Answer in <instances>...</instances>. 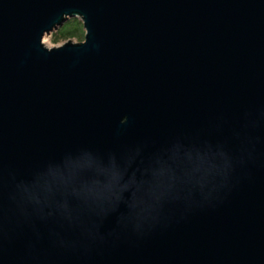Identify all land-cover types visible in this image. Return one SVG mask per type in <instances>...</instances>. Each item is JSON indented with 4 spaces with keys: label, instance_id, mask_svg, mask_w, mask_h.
I'll return each mask as SVG.
<instances>
[{
    "label": "water",
    "instance_id": "water-1",
    "mask_svg": "<svg viewBox=\"0 0 264 264\" xmlns=\"http://www.w3.org/2000/svg\"><path fill=\"white\" fill-rule=\"evenodd\" d=\"M0 264H264V0H0Z\"/></svg>",
    "mask_w": 264,
    "mask_h": 264
},
{
    "label": "trees",
    "instance_id": "trees-1",
    "mask_svg": "<svg viewBox=\"0 0 264 264\" xmlns=\"http://www.w3.org/2000/svg\"><path fill=\"white\" fill-rule=\"evenodd\" d=\"M76 21L77 20L71 19L70 22H66L62 25V27L54 31L49 36L50 44L57 45L68 40H78L79 42L83 41L84 31L82 29V24H79Z\"/></svg>",
    "mask_w": 264,
    "mask_h": 264
},
{
    "label": "rangeland",
    "instance_id": "rangeland-1",
    "mask_svg": "<svg viewBox=\"0 0 264 264\" xmlns=\"http://www.w3.org/2000/svg\"><path fill=\"white\" fill-rule=\"evenodd\" d=\"M74 20V19H73ZM71 21V20H70ZM70 21H68V22H70ZM76 22H78L79 24H81V22L79 21V20H77ZM82 29H83V27H82ZM51 35V34H50ZM50 35H48V36H44V38H43V40H42V42L45 44V45H47L48 47H57V46H60V45H62L63 43H60V44H57V45H52V44H50V42H49V36ZM69 41V40H68ZM73 42H79L78 40H72ZM67 42V41H66ZM65 43V42H64Z\"/></svg>",
    "mask_w": 264,
    "mask_h": 264
}]
</instances>
